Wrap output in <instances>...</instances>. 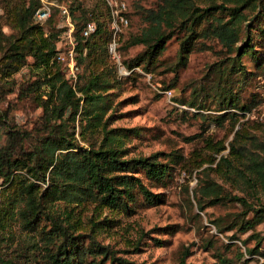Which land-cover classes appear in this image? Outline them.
<instances>
[{"label": "rangeland", "instance_id": "obj_1", "mask_svg": "<svg viewBox=\"0 0 264 264\" xmlns=\"http://www.w3.org/2000/svg\"><path fill=\"white\" fill-rule=\"evenodd\" d=\"M51 1L68 8L71 3H78L80 7L75 6L73 11L76 15L82 9L102 13L100 19L111 31L108 51L102 53L104 56L98 65L77 62V76L79 72L81 78L71 80L72 76L67 78L63 69L64 75L74 84L77 79L84 80L89 71L105 73L111 81L108 92L112 107L104 116L108 118V128L134 129L122 144L126 148L125 156L159 153L158 158L171 167V175L163 183L144 178L152 191L162 194L163 200L154 204L145 202L141 195L132 209L126 211L89 200L72 207L57 202L58 211L64 207L71 209L70 219L76 220L75 234H78L80 247L87 248L92 235L108 249L104 255L100 250L97 254L86 250L81 263L75 258L71 264H90L94 255L93 264H118L119 258L145 264H178L182 256L187 262L195 263L264 264V218L244 229L241 223L253 212L234 197L244 195L255 206L258 199L252 192L247 193L245 185L236 178L225 175L223 165L217 167L209 162L228 151L234 136L235 143L264 156V150L259 148L264 142V32L261 30L264 0H242L241 12L246 18L237 44L245 37L244 25L253 17L250 37L256 53L239 58L247 72L244 75L231 73V90L221 101L216 84L221 74L224 78L234 52L224 48L211 31L191 39L183 64L177 63L180 39L184 35L179 32L166 41L164 48L150 60L148 68H144L143 63L128 67L123 60L136 56L144 45L127 44V38L145 27L140 11L143 7H156V0H119L125 2L123 13L128 22L120 24L116 32L107 0ZM212 2L234 4V0H192L198 6ZM54 7L57 8L52 6V12ZM70 12L73 15L71 9ZM216 15L221 21L228 18L224 12H216ZM60 19L58 12L59 23ZM206 25L202 21L198 31ZM2 29L10 32L5 24ZM113 40L116 56L109 49ZM4 48L0 44V64L4 62ZM34 77L27 66L10 76L0 69V83L3 82V87L0 84V111L4 114L6 110L16 123L27 127H31L41 113L34 92L25 89ZM241 104L244 108L239 107ZM79 127H75L77 131ZM221 145L226 148L217 152ZM206 180L220 185V198L214 204H208L210 198H205L204 209L199 210L195 195ZM13 189V186L5 188L0 196V264L6 263L1 262L2 259L10 261L9 264H56L47 253L53 247V240L46 237L48 222L42 218L37 223L27 224L18 212L25 206L26 197L12 203ZM256 190L264 202V193L259 188ZM246 247L256 250L250 253Z\"/></svg>", "mask_w": 264, "mask_h": 264}, {"label": "trees", "instance_id": "obj_2", "mask_svg": "<svg viewBox=\"0 0 264 264\" xmlns=\"http://www.w3.org/2000/svg\"><path fill=\"white\" fill-rule=\"evenodd\" d=\"M243 3L242 0H234L233 5L212 2L198 6L192 0H156V7H143L140 11L146 21L145 27L127 38V44L141 43L144 49L123 62L128 67L143 63V67L148 68L150 60L164 48L166 41L174 34L184 32L177 59L178 64H183L191 39L211 31L224 48L234 52L224 78L221 74L216 84L220 88L221 101L231 90V73L244 75L247 72L239 58L256 53L255 43L250 37L253 17L244 25L245 37L237 44L241 24L246 18L241 12ZM39 5V0H0V44L5 46L0 69L10 76L22 66H27L35 77L25 89L34 92V98L41 107V113L31 127L19 125L7 115L6 110L4 114L0 111V196L5 188L13 186L12 203L26 197L25 206L18 209L23 220L31 225L42 218L48 222L46 237L53 240V247L47 253L53 263L71 264L75 258L81 263L86 250L95 254L100 250L104 255L108 249L96 242L92 235L87 248L80 247L78 234H75L76 220L70 219L71 209L64 207L58 211L56 203L60 201L66 207H72L89 200L100 206L126 211L132 209L136 198L141 195L145 202L154 204L163 200L162 194L152 191L144 178L163 183L171 175V167L158 158L159 153L125 156L126 148L122 144L134 129L108 128V118L104 119V116L112 107L111 93L108 92L110 79L102 71L92 70L84 80L77 79L74 84L69 82L62 63L55 58L64 30L58 22L59 10L54 7L51 16L40 24L33 16ZM75 6L80 7L76 2L69 5L72 12ZM216 12L227 13L228 18L221 21ZM72 17L77 62L98 65L111 35L104 20L100 19L102 13L95 9L90 12L82 9L78 15L73 12ZM87 21H94L96 26L89 35L83 36L81 31ZM202 21L207 25L198 31ZM3 24L10 32L3 31ZM261 30L264 32V26ZM81 76L78 72L77 78ZM0 84L3 87V82ZM239 107L244 108V104ZM6 117L8 119L4 121ZM77 125L80 126L78 131ZM243 146L235 143L234 136L228 151L209 162H214L217 167L223 165L225 175L236 178L245 185L247 193L252 192L258 199V206H255L244 195L234 197L253 212L241 223L245 229L264 218V202L256 190L259 188L264 193V156ZM225 148L221 145L217 152ZM259 148L264 150V142L259 144ZM219 186L206 180L196 190L199 210L204 209L205 198H210L208 204L218 201ZM246 250L252 253L256 249L246 247ZM89 261L93 264L95 255ZM1 262L9 264L10 261L2 259ZM118 264L145 263L119 258ZM178 264L206 263L187 262L182 256Z\"/></svg>", "mask_w": 264, "mask_h": 264}, {"label": "built area", "instance_id": "obj_3", "mask_svg": "<svg viewBox=\"0 0 264 264\" xmlns=\"http://www.w3.org/2000/svg\"><path fill=\"white\" fill-rule=\"evenodd\" d=\"M40 5L34 11V18L40 23L44 24V22L51 16L52 14V6H57L59 10V15L61 16L60 25L64 27L62 33V39L60 41V47L58 46V50L55 53V58L58 62L62 63L63 69L67 78H71V80L76 79L77 70L79 68L76 58V39L74 36V22L73 17L70 12V9L65 4H59L51 0H39ZM113 19L114 32L120 28V24H127L128 18L123 13L125 8V2L119 0H107ZM94 21H87L81 34L83 36L89 35L95 29ZM109 49L116 56V42L113 40L109 43Z\"/></svg>", "mask_w": 264, "mask_h": 264}]
</instances>
